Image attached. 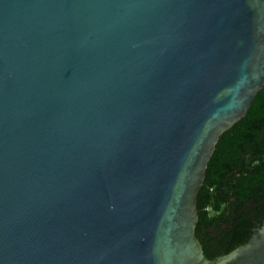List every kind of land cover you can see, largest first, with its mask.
<instances>
[{"label": "water", "instance_id": "obj_1", "mask_svg": "<svg viewBox=\"0 0 264 264\" xmlns=\"http://www.w3.org/2000/svg\"><path fill=\"white\" fill-rule=\"evenodd\" d=\"M263 86L264 0H0V264H264L194 235Z\"/></svg>", "mask_w": 264, "mask_h": 264}, {"label": "trees", "instance_id": "obj_2", "mask_svg": "<svg viewBox=\"0 0 264 264\" xmlns=\"http://www.w3.org/2000/svg\"><path fill=\"white\" fill-rule=\"evenodd\" d=\"M195 204L206 259L240 246L264 221V86L218 138Z\"/></svg>", "mask_w": 264, "mask_h": 264}]
</instances>
